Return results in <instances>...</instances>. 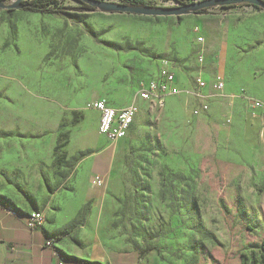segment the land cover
Returning <instances> with one entry per match:
<instances>
[{
	"label": "rangeland",
	"instance_id": "1",
	"mask_svg": "<svg viewBox=\"0 0 264 264\" xmlns=\"http://www.w3.org/2000/svg\"><path fill=\"white\" fill-rule=\"evenodd\" d=\"M163 71L181 94L158 110L139 98L138 84L161 81ZM197 76L210 88L199 91ZM218 78L222 93L211 89ZM243 93L264 102V10H0V200L42 211L45 226L61 227L81 252L94 249L95 232H108L147 264H251L264 241V120L252 118ZM99 99L137 109L117 145L97 133ZM106 147L115 160L105 185L91 194L81 179L78 189L87 159ZM103 199L110 220L86 222ZM70 202L80 206L74 219L56 224Z\"/></svg>",
	"mask_w": 264,
	"mask_h": 264
},
{
	"label": "crops",
	"instance_id": "2",
	"mask_svg": "<svg viewBox=\"0 0 264 264\" xmlns=\"http://www.w3.org/2000/svg\"><path fill=\"white\" fill-rule=\"evenodd\" d=\"M239 7L246 11L253 10V7L248 5ZM119 142L110 144L117 145ZM114 160L115 151H110L109 147L92 154L84 165V171L86 170L87 173L76 179L75 186L79 189L82 179L81 187L85 186L92 194L98 189L92 180L95 177H101L105 185L111 174ZM18 208L19 215L12 217L7 214L3 203L0 202V264H83L66 259L65 255L89 262V264H147V258H143L140 251L127 246L122 239L115 237L117 235L108 232H95L96 238L90 239L95 246L94 249L88 252L78 251L68 238L58 235L61 227L46 224L39 229H31L28 224L29 212L21 207ZM79 208L78 203L70 202L66 207L70 209L68 215H64L59 221L57 219L56 224L70 222ZM92 209V215L86 222L97 225L110 220L109 212L113 209V205L103 199L101 202H94Z\"/></svg>",
	"mask_w": 264,
	"mask_h": 264
},
{
	"label": "built area",
	"instance_id": "3",
	"mask_svg": "<svg viewBox=\"0 0 264 264\" xmlns=\"http://www.w3.org/2000/svg\"><path fill=\"white\" fill-rule=\"evenodd\" d=\"M199 43L204 42L202 37H198ZM199 63H203L202 55L198 56ZM195 85L199 91H204L210 87L205 82L202 76H197ZM224 83L221 78H218L211 89L214 92L222 93ZM139 98L146 102L153 109L161 110L165 107L167 97H175L181 94L176 77L169 72L163 71L161 81H145L141 80L138 84ZM243 99L247 109L250 111L252 118L259 117L264 120V102L244 93L240 97ZM206 108V106H204ZM91 109L99 114L98 133L104 137L109 143L115 144L118 141L125 139L134 123L137 115V109L133 106L118 109L113 107L105 99H99L92 103ZM263 113V114H262ZM95 187H102L104 181L101 177H95L93 180ZM7 214L17 217L18 212L13 207L5 208ZM46 223V216L41 211H32L28 214V224L31 229H39Z\"/></svg>",
	"mask_w": 264,
	"mask_h": 264
},
{
	"label": "water",
	"instance_id": "4",
	"mask_svg": "<svg viewBox=\"0 0 264 264\" xmlns=\"http://www.w3.org/2000/svg\"><path fill=\"white\" fill-rule=\"evenodd\" d=\"M23 1L26 0H16L10 4H6L0 1V10H19ZM79 1L91 5L97 10L106 13L131 14L145 17H181L216 7H227L242 4L250 5L264 10V0H201L194 1L191 4L187 5L171 6L164 8L130 6L126 4L111 3L107 1L97 0Z\"/></svg>",
	"mask_w": 264,
	"mask_h": 264
},
{
	"label": "trees",
	"instance_id": "5",
	"mask_svg": "<svg viewBox=\"0 0 264 264\" xmlns=\"http://www.w3.org/2000/svg\"><path fill=\"white\" fill-rule=\"evenodd\" d=\"M0 1L6 4H10L16 0H0ZM75 1L80 3V5L79 6L64 5V0H26L21 3L19 10L23 12H27V13L48 14L52 16H56V15H60L64 13H70V12L93 13V12L98 11L96 8L92 7L91 5L83 3L79 0H75ZM97 1H106V0H97ZM174 1L181 5H187V4H191L194 0H174ZM122 3L126 5H130V6H145L143 3V0H122ZM242 5H246V4H242ZM242 5L227 6L224 8H232V7L242 6ZM254 8L262 11V9L260 8H257V7H254ZM4 11L10 13L14 10H4ZM203 11H206V10L199 11L198 13L203 12ZM0 202L3 203L4 208L8 206L13 207L18 212V215H19L20 211L17 206L3 202L2 200H0ZM65 258L73 260L75 262L89 264V262H86V261H83V260H80L74 257H69L65 255ZM251 264H264V241L258 249V255L253 256V260Z\"/></svg>",
	"mask_w": 264,
	"mask_h": 264
}]
</instances>
